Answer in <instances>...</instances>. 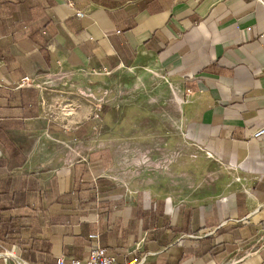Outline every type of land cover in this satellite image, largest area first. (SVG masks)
I'll return each mask as SVG.
<instances>
[{"label":"crops","instance_id":"0c3cea01","mask_svg":"<svg viewBox=\"0 0 264 264\" xmlns=\"http://www.w3.org/2000/svg\"><path fill=\"white\" fill-rule=\"evenodd\" d=\"M263 67L257 0H0V250L264 264Z\"/></svg>","mask_w":264,"mask_h":264},{"label":"built area","instance_id":"2783aa9c","mask_svg":"<svg viewBox=\"0 0 264 264\" xmlns=\"http://www.w3.org/2000/svg\"><path fill=\"white\" fill-rule=\"evenodd\" d=\"M260 4L264 6V0H257ZM77 17H81V13L76 14ZM261 71L264 73V67L261 69ZM24 81H27V79H24ZM262 135H264V128L257 131L254 135L255 138H259ZM90 240H93V244L90 246L88 255L84 261H78L76 259H69L66 261L64 258H59L56 261V264H116V260L114 257L109 256L106 251L102 248H100L97 245V236L91 235ZM14 260L16 261V264H21L20 261L17 259V257L12 252L4 251L0 252V260H3L7 263V260ZM136 262V261H134ZM133 262V263H134Z\"/></svg>","mask_w":264,"mask_h":264},{"label":"rangeland","instance_id":"374dc122","mask_svg":"<svg viewBox=\"0 0 264 264\" xmlns=\"http://www.w3.org/2000/svg\"><path fill=\"white\" fill-rule=\"evenodd\" d=\"M135 82L137 84L138 81L137 80H134L133 83H132V85ZM24 83H27V81H24L23 80L20 85L22 86ZM126 92H130V91H125L124 92L123 80H122V76H121V73H120L118 75V77H117V80L115 81V95H114L115 101L117 103H122V102H124V97L126 96V97H128L131 100V103L137 104L138 103V96H139V88L137 86L135 88H132L131 89V95H129ZM123 93H125V95H123ZM105 110H106V108L103 105H101L100 106V111L97 113L98 120L103 119V117L105 116ZM103 130L105 131L106 129L103 128ZM130 131L132 132V134H135V135L138 136L139 135V132H140V129L138 127H133V128L130 129ZM119 132H120L119 135H122L123 134V129H120ZM121 146L123 147L124 145L122 144ZM4 251H8V252L14 253V255L17 257V259L20 261L19 256L14 251L2 249V252H4ZM6 264H16V261L10 259V260H7V263Z\"/></svg>","mask_w":264,"mask_h":264},{"label":"trees","instance_id":"16d2710c","mask_svg":"<svg viewBox=\"0 0 264 264\" xmlns=\"http://www.w3.org/2000/svg\"><path fill=\"white\" fill-rule=\"evenodd\" d=\"M14 232V231H13ZM16 232V231H15ZM18 248H20V246H18ZM2 251V249L0 250V252Z\"/></svg>","mask_w":264,"mask_h":264}]
</instances>
